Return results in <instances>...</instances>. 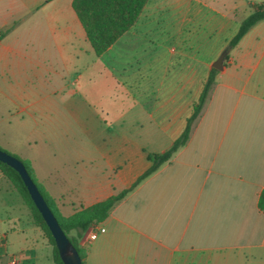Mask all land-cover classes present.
Masks as SVG:
<instances>
[{
  "label": "crops",
  "instance_id": "1",
  "mask_svg": "<svg viewBox=\"0 0 264 264\" xmlns=\"http://www.w3.org/2000/svg\"><path fill=\"white\" fill-rule=\"evenodd\" d=\"M71 3L0 0V147L29 160L64 217L135 182L149 154L181 133L226 51L187 142L94 224L93 240L90 227L69 231L84 264H264V18L228 50L247 15L232 7L205 18L220 42L201 73L190 65L174 80L166 69L175 52L124 47L125 33L96 55ZM202 6L197 0L192 15L205 17ZM11 255L16 264H54L0 172V264Z\"/></svg>",
  "mask_w": 264,
  "mask_h": 264
},
{
  "label": "trees",
  "instance_id": "2",
  "mask_svg": "<svg viewBox=\"0 0 264 264\" xmlns=\"http://www.w3.org/2000/svg\"><path fill=\"white\" fill-rule=\"evenodd\" d=\"M147 2L148 0H72L71 6L82 25L86 38L93 48L95 54L101 55L107 50L108 47L115 43L118 38H120L124 33L134 26ZM263 18L264 3H252L250 13L240 22L237 31L229 39L226 50L234 46L249 30V28H251L257 21ZM3 35L4 31H1L0 38ZM217 72L218 70L214 67L209 70L199 97L193 104L191 114L187 117L185 126L178 137H176L170 146L164 151L149 154L148 157L151 161L150 165L140 176H138V178L130 187L122 189L95 204L83 207L70 216L64 217L57 211L52 199L48 196L42 185L36 180L29 160L23 159L16 154L7 151L8 153L21 159L24 163L30 177L35 182L45 201L53 211L61 228L68 236L72 244L76 247L81 257L82 264H84L85 252L78 246L76 240L69 236V231L74 229L77 232H84L92 225L102 221L109 214L115 203L121 200L141 180L153 173L163 163L169 160L173 153H175L187 142L190 137L192 125L201 113ZM0 172L12 184L13 188L20 196L23 204L28 208L33 222L44 232L45 236L47 237L48 243L52 246L53 263L63 264L59 257L54 239L40 212L34 205L18 172L11 166L1 161ZM257 206L264 214V187L259 193Z\"/></svg>",
  "mask_w": 264,
  "mask_h": 264
},
{
  "label": "rangeland",
  "instance_id": "3",
  "mask_svg": "<svg viewBox=\"0 0 264 264\" xmlns=\"http://www.w3.org/2000/svg\"><path fill=\"white\" fill-rule=\"evenodd\" d=\"M200 1L205 17L203 15L195 17L190 12V8L197 0H148L133 29L125 33L121 42H124L126 47L127 44L137 41L138 50L144 47L153 48L158 53H167L169 49L175 52L166 69L168 79L171 77L174 80L178 79L190 65H196L198 72L201 73L203 64L211 57L213 47L217 46L221 39L210 21L205 22L204 19L228 13L232 7L236 8L237 17L248 15L251 11L248 1L264 0ZM132 51H127L125 60L132 59ZM25 87L31 85L27 84Z\"/></svg>",
  "mask_w": 264,
  "mask_h": 264
},
{
  "label": "water",
  "instance_id": "4",
  "mask_svg": "<svg viewBox=\"0 0 264 264\" xmlns=\"http://www.w3.org/2000/svg\"><path fill=\"white\" fill-rule=\"evenodd\" d=\"M225 54L226 51H223L215 62H213L212 66L217 70L222 69ZM0 161L11 166L20 175L34 205L40 212L54 239L59 257L63 264H82L81 257L76 247L72 244L68 236L61 228L56 216L45 201L37 185L30 177L22 160L0 148Z\"/></svg>",
  "mask_w": 264,
  "mask_h": 264
},
{
  "label": "built area",
  "instance_id": "5",
  "mask_svg": "<svg viewBox=\"0 0 264 264\" xmlns=\"http://www.w3.org/2000/svg\"><path fill=\"white\" fill-rule=\"evenodd\" d=\"M103 231V228L101 229ZM96 231L94 230V225L90 227V231L87 234L86 241H91L95 238ZM18 261L17 256L11 255L8 264H16Z\"/></svg>",
  "mask_w": 264,
  "mask_h": 264
}]
</instances>
